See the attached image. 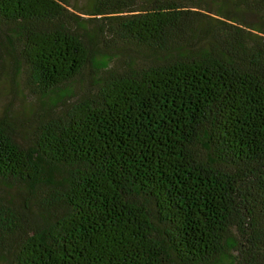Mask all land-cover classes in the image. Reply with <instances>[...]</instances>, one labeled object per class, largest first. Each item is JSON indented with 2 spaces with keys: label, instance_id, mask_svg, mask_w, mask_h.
<instances>
[{
  "label": "trees",
  "instance_id": "trees-1",
  "mask_svg": "<svg viewBox=\"0 0 264 264\" xmlns=\"http://www.w3.org/2000/svg\"><path fill=\"white\" fill-rule=\"evenodd\" d=\"M6 58L1 264H264V0H0Z\"/></svg>",
  "mask_w": 264,
  "mask_h": 264
},
{
  "label": "rangeland",
  "instance_id": "rangeland-1",
  "mask_svg": "<svg viewBox=\"0 0 264 264\" xmlns=\"http://www.w3.org/2000/svg\"><path fill=\"white\" fill-rule=\"evenodd\" d=\"M71 1L74 3L76 2L78 5H84L88 0ZM13 71L14 69L12 68L9 58H6L0 74V112L8 110L10 106L14 111V108L19 106H24L25 108L30 109L38 104L35 97L27 92L21 83L15 86L12 79ZM88 75V71L85 70L81 81L83 85H89ZM25 108H23V111H25ZM26 118L27 119L23 122L24 125L29 123L28 117Z\"/></svg>",
  "mask_w": 264,
  "mask_h": 264
}]
</instances>
